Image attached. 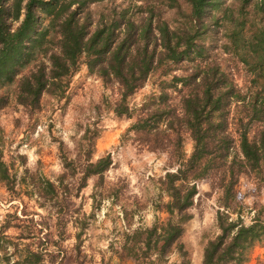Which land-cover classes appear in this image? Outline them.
<instances>
[{"label": "trees", "instance_id": "16d2710c", "mask_svg": "<svg viewBox=\"0 0 264 264\" xmlns=\"http://www.w3.org/2000/svg\"><path fill=\"white\" fill-rule=\"evenodd\" d=\"M171 10L172 17H166ZM214 31L220 32L228 58L210 52L206 35ZM80 63L116 85L114 113L135 118L127 132L147 150L168 156L169 170L160 180L169 197L161 205L168 216L151 226L126 227L115 251L118 259L191 264L181 237L193 217L196 182L211 177L221 190L223 209L216 211L219 233L207 240L201 264H244L249 249L264 239V209L250 224L239 211L235 219L230 216L241 174L253 173L264 183V0H0V107L9 93L25 107H36L44 93H63ZM239 63L248 72L244 89L229 67ZM160 67L170 78L131 107L128 97ZM169 89L178 94V103ZM186 135L192 140L188 157ZM83 137L92 146L97 136ZM91 155L87 152L81 164L65 161L55 181L44 178L39 194L57 206L59 242L46 231L18 249L8 264H88L79 232L70 249L60 240L70 217L65 179H76L79 196L89 177L101 179L112 164L110 152L94 161ZM0 180L12 189L1 150ZM174 253L179 259L170 261Z\"/></svg>", "mask_w": 264, "mask_h": 264}, {"label": "rangeland", "instance_id": "374dc122", "mask_svg": "<svg viewBox=\"0 0 264 264\" xmlns=\"http://www.w3.org/2000/svg\"><path fill=\"white\" fill-rule=\"evenodd\" d=\"M173 12L167 11L166 17H172ZM206 37L210 52L228 58V53L222 50L219 31L209 32ZM229 67L244 89L248 81L244 66L239 63ZM175 73L181 72L175 70ZM170 76L163 74L162 67L158 68L128 97L129 105L138 106L144 96L157 93L160 81ZM3 91L0 88V94ZM172 93L173 102L178 103V94ZM117 97L116 85L89 73L83 63L68 78L63 93H44L36 107L18 104L9 93L8 102L0 107V150L13 183L12 189H8L0 180V264L12 263L19 254L18 249L37 241L36 236L46 231L52 234V240L59 242L60 230L54 213L57 206L39 193L44 191V178L55 181L64 171L65 161L70 165L81 164L89 151L93 161L110 152L112 164L101 179L96 175L89 177L79 196L74 189L76 179H65L70 186L66 208L70 217L63 227L65 236L60 240L63 246L70 249L79 232L88 264H102V261L134 264L130 258L120 261L115 253L120 250L123 233L127 228L132 230L166 220L168 215L161 205L169 197L160 180L169 170L168 156L147 150L127 132L135 118L114 113ZM84 133L97 136L94 145L83 137ZM184 151L186 157L192 151L188 135ZM196 185L198 194L190 209L193 217L185 223L181 237L191 264H201L207 240L219 233L216 211L223 209L221 190L211 177L197 180ZM236 188L238 202L232 204L235 210L233 213L230 210V216L235 219L239 211L243 223L250 224L260 209H264V183L247 172L240 175ZM19 234L25 238L16 239ZM178 259V254L170 255V261ZM258 259H264V239L249 249L244 264H256Z\"/></svg>", "mask_w": 264, "mask_h": 264}]
</instances>
